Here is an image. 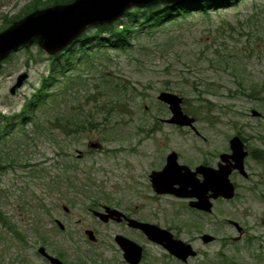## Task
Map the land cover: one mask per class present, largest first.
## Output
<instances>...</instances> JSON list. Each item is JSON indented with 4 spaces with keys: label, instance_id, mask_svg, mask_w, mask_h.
I'll return each instance as SVG.
<instances>
[{
    "label": "rangeland",
    "instance_id": "1",
    "mask_svg": "<svg viewBox=\"0 0 264 264\" xmlns=\"http://www.w3.org/2000/svg\"><path fill=\"white\" fill-rule=\"evenodd\" d=\"M33 1L0 0V31L5 14L23 16ZM149 30L136 33L127 50L74 58L53 78L55 55L37 43L0 62V264H47L41 245L66 264H127L111 239L124 228L100 222L89 210L99 204L129 206L192 242L196 256L183 263L169 255L166 264H264V0L193 11ZM47 78L49 95L38 103ZM163 91L183 98L200 135L166 121L172 112ZM234 135L249 150L248 175L231 176L234 198L216 200L203 216L181 199L154 197L146 181L160 154L215 161L230 152ZM204 232L216 240L203 242ZM139 239L154 258L141 264H162L155 258L164 252Z\"/></svg>",
    "mask_w": 264,
    "mask_h": 264
},
{
    "label": "water",
    "instance_id": "2",
    "mask_svg": "<svg viewBox=\"0 0 264 264\" xmlns=\"http://www.w3.org/2000/svg\"><path fill=\"white\" fill-rule=\"evenodd\" d=\"M183 1L185 0H73L70 3L36 9L0 31V62L12 52L29 47L33 43H37L47 53L55 54L71 44L88 26L117 20L131 7H147L158 2L176 4ZM27 76V73H23L18 77L17 82L11 88L12 93H15L16 89L23 85ZM159 98L170 105L172 116L167 120L168 122L195 128V118L186 114L182 109V97L173 92L163 91ZM253 114L260 115L256 110H253ZM230 143L232 154L221 155L222 160H227L229 164L221 165V162L218 169L199 166L194 171L186 165H180L177 161V152H171L164 169L152 173L153 187L159 193H171L180 197H197L198 200L192 204L210 212L213 206L210 198L219 196L232 198L235 195V186L230 179L233 168H238L243 175L247 176L244 159L248 152L244 148V142L239 136H235ZM230 158L235 163H232ZM199 172L205 176L202 182L197 177ZM210 190H212V194L208 195ZM107 210L111 214L121 215L116 209L108 207ZM129 220L131 226L141 228L150 239L163 244L172 254L183 260H187L189 255L196 254L190 243L176 239L169 230L135 219ZM59 224L61 227L64 226L60 221ZM87 233L91 238H94L92 231L88 230ZM203 239L208 242L213 239V236L205 234ZM118 242L126 249V257L137 251V254L132 255L129 259L131 262L133 261L132 263L140 261L141 246L123 236H118ZM131 247H135V249H131ZM39 251L45 254L53 264H64L60 259L49 255L44 247H40Z\"/></svg>",
    "mask_w": 264,
    "mask_h": 264
},
{
    "label": "trees",
    "instance_id": "3",
    "mask_svg": "<svg viewBox=\"0 0 264 264\" xmlns=\"http://www.w3.org/2000/svg\"><path fill=\"white\" fill-rule=\"evenodd\" d=\"M70 1L72 0H52L49 2L56 4L68 3ZM237 1L239 0H190L179 5L159 2L145 8H132L126 12L124 19H120L113 23H105L89 27L70 46L66 47L63 52L56 54L52 62L50 78L56 77L55 75L58 73H65L66 70H69L73 65L74 58H77L78 60L89 59L100 53H106L109 48H114V50H127L131 44L129 40H131L136 33H142L145 28L146 30L151 31L149 29L152 27L161 26L169 21L176 20L179 16H187L193 11H199L202 15H206L212 7L217 8L218 5L226 7ZM45 6H48L47 2L35 0L31 5L29 3V6H27L24 11V15L37 8ZM4 17L5 23L2 28L9 26L13 21L22 16L14 15L13 17H7V14H5ZM62 56L65 57L64 62L60 61V57ZM46 80L49 79H45L41 87L38 89V95H36V101H38V103L44 102V99L49 95L48 91H46ZM30 102L37 105L35 101ZM4 118H6V116ZM71 122H67L66 125ZM11 123L12 122L8 121L6 125ZM1 137L5 136L0 133V138ZM254 157L258 158L257 155H254ZM0 219H2L1 212Z\"/></svg>",
    "mask_w": 264,
    "mask_h": 264
},
{
    "label": "flooded vegetation",
    "instance_id": "4",
    "mask_svg": "<svg viewBox=\"0 0 264 264\" xmlns=\"http://www.w3.org/2000/svg\"><path fill=\"white\" fill-rule=\"evenodd\" d=\"M198 135H200L198 132H196ZM168 154H169V152L168 153H164V154H160L159 155V157H161V165L160 166H156V165H154L153 167V169H152V171L150 172V173H148L147 174V177H148V179H147V181H146V183L147 184H149V187L150 188H152V191H153V195H154V197H164V196H172V197H174V198H177V199H181L182 201H184V206H186L187 208H189V210H191V211H194V212H198L199 213V215H203L202 213H203V211H201V210H198V209H196L195 207H193V206H191L190 205V203H194V202H196V200L197 199H195V198H191V199H187V198H181V197H178V196H175V195H171V194H160V193H156V191H155V189H154V187H153V182H152V172L154 171V170H161V169H163L164 168V166H165V164L167 163V159H168ZM158 157V158H159ZM183 160V158H182V156H181V154L179 153V156H178V161L180 162V163H182V164H186V165H188V166H190L193 170H195L198 166H203V167H208V168H218V166L220 165V154H219V157L217 156V159L215 160V161H212L211 159H201V161L200 162H198L197 163V161H195V162H190V161H182ZM221 165H225V163H221ZM234 172H237V171H233V173ZM197 176H198V178H200V182H202L203 180H204V178H205V176H204V174L202 173V172H199L198 174H197ZM193 182V181H192ZM204 184V183H203ZM237 186V185H236ZM210 194V192H208V195ZM221 199V198H220ZM218 200V199H217ZM191 201V202H190ZM118 205H121V206H124L122 203H120V204H118ZM99 207H90V210L92 211V210H100V211H103V212H106L108 215H110L109 216V218H108V220H106L105 222H102L104 225H108V224H117V225H120L121 226V228L124 230V231H120V232H118L117 234H123V235H125V236H127V237H129V238H131V239H133L134 241H136V242H138L139 244H141L142 245V247H143V249L141 250V260H140V262H135V263H133V264H141L142 262H144V261H146V260H148V258H151L152 259V261L154 260V258L152 257V253L150 252L151 250H150V248L147 246V244H145V243H143L144 241H142V240H140L139 239V237H141V238H143V239H147V240H149L148 238H147V236L142 232V230H140V229H138V228H134V227H131L128 223V220L126 219V218H123V219H121V218H119L120 216H118V214H115L114 216H112L111 214H110V212L109 211H106V206H109V205H106V204H99L98 205ZM111 206V205H110ZM111 207H114V208H117V209H119V210H121L122 212H124L128 217H133V218H136V219H139V220H142V219H140V218H142V217H139V216H137L132 210H131V208L129 207V206H124V207H126V208H122V209H120V208H118V207H115V206H111ZM185 207V208H186ZM205 213V212H204ZM204 216V215H203ZM121 217H124V216H121ZM104 219H106L105 217H104ZM104 221V220H103ZM142 221H146V222H155L153 219L151 220V221H149V220H142ZM157 223V222H156ZM159 224V223H158ZM130 231H133V232H135V236L133 237V236H131V235H129V233H130ZM117 234H114L113 235V237H111V239L113 240V242L118 246V248H119V251H121L120 253H122V255H123V258H124V261L127 263L128 261H129V263L131 262L129 259L132 257V255H136L137 254V251L135 252V253H133L132 255H128L127 257H126V249L125 248H121L119 245H118V243H117V241H116V236H117ZM201 235V234H200ZM152 242V241H151ZM152 247H156L157 248V250H155V252H159V251H162V252H164L163 254H160V257L159 258H155V260L157 261V262H159V263H162V264H166V261H167V259H169L170 257H169V255H170V252H169V250L163 245V244H160V243H154V242H152ZM135 249V247H131V249ZM129 250V249H128ZM133 252V251H132ZM139 254V253H138ZM44 257V260L46 261V263L47 264H51L50 263V260L48 259V257H46V256H43ZM136 257H138V256H136ZM174 258H176V257H174ZM135 259V258H134ZM177 259V261H180V262H182L180 259H178V258H176ZM133 262V261H132ZM131 262V263H132ZM130 263V264H131ZM128 264V263H127Z\"/></svg>",
    "mask_w": 264,
    "mask_h": 264
}]
</instances>
